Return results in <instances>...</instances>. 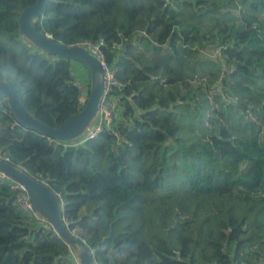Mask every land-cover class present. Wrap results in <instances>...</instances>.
Wrapping results in <instances>:
<instances>
[{"label":"trees","instance_id":"trees-1","mask_svg":"<svg viewBox=\"0 0 264 264\" xmlns=\"http://www.w3.org/2000/svg\"><path fill=\"white\" fill-rule=\"evenodd\" d=\"M35 2L0 0V80L56 127L89 80L84 93L70 61L19 32ZM33 25L64 46L103 38L122 83L115 118L80 143L0 108V156L59 196L93 264H264V0H48ZM0 264H77L1 178Z\"/></svg>","mask_w":264,"mask_h":264},{"label":"water","instance_id":"water-1","mask_svg":"<svg viewBox=\"0 0 264 264\" xmlns=\"http://www.w3.org/2000/svg\"><path fill=\"white\" fill-rule=\"evenodd\" d=\"M47 1L36 0L33 5L26 6L21 10L18 16L19 32L41 52L66 61L81 63L89 77L87 98L79 112L67 118L60 125L52 127L29 113L24 107L13 82L0 80V97L5 98L14 119L24 128L35 130L57 141H71L82 136L94 123L99 112V102L104 92V76L98 60L84 46H64L34 27L33 22L42 14ZM0 173L25 188L37 219L52 227L54 232L70 248L77 264H93L85 242L78 235L69 231L65 225L61 215L59 196L44 181L2 158H0Z\"/></svg>","mask_w":264,"mask_h":264},{"label":"built area","instance_id":"built-area-1","mask_svg":"<svg viewBox=\"0 0 264 264\" xmlns=\"http://www.w3.org/2000/svg\"><path fill=\"white\" fill-rule=\"evenodd\" d=\"M103 44L104 40L101 37L97 41H82L75 44L77 46H84L92 55L95 56L100 64V68L104 76V92L99 102L98 115L92 126L82 136L78 137V143L97 137L104 130V128L112 122L118 110L114 98L111 97V93L115 89L121 87L122 83L116 77V67L106 61L105 54L102 50ZM212 92L215 91L212 89ZM5 101L6 100H4V98H0V108L3 106ZM0 158L2 157L0 156ZM0 178L9 182L10 188L13 192V201L17 209L20 212L32 215L35 219H37L25 188L1 173Z\"/></svg>","mask_w":264,"mask_h":264},{"label":"clouds","instance_id":"clouds-1","mask_svg":"<svg viewBox=\"0 0 264 264\" xmlns=\"http://www.w3.org/2000/svg\"><path fill=\"white\" fill-rule=\"evenodd\" d=\"M130 252V246L127 243H121L117 246H109L108 253L109 257L113 261L124 259Z\"/></svg>","mask_w":264,"mask_h":264},{"label":"rangeland","instance_id":"rangeland-1","mask_svg":"<svg viewBox=\"0 0 264 264\" xmlns=\"http://www.w3.org/2000/svg\"><path fill=\"white\" fill-rule=\"evenodd\" d=\"M217 54V53H216ZM72 64H74L73 66H75L76 64H79L80 66H82L81 63L77 62V61H72ZM83 67V66H82ZM73 68V72L76 74L77 78H82L83 81L80 83V88L81 90L86 93L87 91V78H88V74L86 75L85 71H81L76 67H72ZM84 68V67H83ZM86 70V69H85ZM87 72V71H86ZM84 100V97L83 99Z\"/></svg>","mask_w":264,"mask_h":264},{"label":"crops","instance_id":"crops-1","mask_svg":"<svg viewBox=\"0 0 264 264\" xmlns=\"http://www.w3.org/2000/svg\"><path fill=\"white\" fill-rule=\"evenodd\" d=\"M70 62H72V61H70ZM71 65H72V67H76V68H78L79 70H81V71H85V73H86V75L88 74L87 72H86V70H85V67L83 68L82 66H80L79 64H76L75 66H73L74 64H72L71 63ZM88 80H89V77L87 78V82H88Z\"/></svg>","mask_w":264,"mask_h":264}]
</instances>
